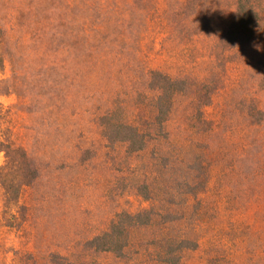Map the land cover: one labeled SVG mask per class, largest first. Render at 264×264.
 Segmentation results:
<instances>
[{"label": "rangeland", "instance_id": "374dc122", "mask_svg": "<svg viewBox=\"0 0 264 264\" xmlns=\"http://www.w3.org/2000/svg\"><path fill=\"white\" fill-rule=\"evenodd\" d=\"M235 1L0 0V140L24 148L38 171L20 201V227H3L0 191V264H122L83 244L115 212L147 207L137 191L143 170L125 171L147 155L101 149L99 117L109 108L135 115L157 66L223 86L205 110L216 128L192 137L218 176L197 210L205 213L202 250L181 264L264 261V117L246 113L255 104L264 114V0H253L258 36L223 57L215 38Z\"/></svg>", "mask_w": 264, "mask_h": 264}, {"label": "trees", "instance_id": "16d2710c", "mask_svg": "<svg viewBox=\"0 0 264 264\" xmlns=\"http://www.w3.org/2000/svg\"><path fill=\"white\" fill-rule=\"evenodd\" d=\"M261 16L253 0L235 1L222 36L215 38V44H223V57L226 49L240 48L258 36ZM164 69L157 66L148 71L147 94L143 102L135 104V115L116 116L109 108L99 117L101 149L108 154L117 151L122 158L133 160L147 155L140 167L137 162H129L125 169L135 173L143 170L140 174L144 179L137 191L147 207L136 212H115L107 226L83 244L85 250L110 253L122 264H181L186 253L202 250L200 229L205 213L197 210L210 181L218 176L212 164L206 165L205 144L192 137L216 128L205 110L223 86L212 76L191 82L182 73ZM261 82L264 86V75ZM246 113L257 123L264 117L255 104L247 106ZM174 124L187 136L175 137ZM0 152L3 227L12 228L15 223L20 227L25 220L20 212L26 210L20 201L37 179L38 171L26 150L14 146L9 138L0 140ZM177 168L186 172L175 175ZM163 189L165 193H161ZM177 193L182 197L180 212H175Z\"/></svg>", "mask_w": 264, "mask_h": 264}]
</instances>
